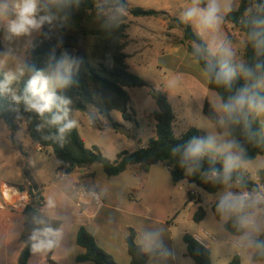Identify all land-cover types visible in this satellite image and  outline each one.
<instances>
[{
	"label": "trees",
	"instance_id": "16d2710c",
	"mask_svg": "<svg viewBox=\"0 0 264 264\" xmlns=\"http://www.w3.org/2000/svg\"><path fill=\"white\" fill-rule=\"evenodd\" d=\"M125 7V0H38L37 18L48 16L51 21H45L38 35L30 41L26 59L19 70L12 74L15 79L11 83L6 85L8 74L0 71V121L10 132L15 131L22 122L28 137L41 147L50 148L65 173L97 163L107 177H112L124 172L129 165H136L141 172H147L151 165L161 163L168 168L173 184L185 181L209 194L231 184L235 186L234 194L239 198L217 200L210 209L216 219L228 214L222 227L229 234H243L244 226L240 220L255 209L264 207L255 198L260 187H264V167L255 172L253 180L239 162L210 148H204L199 157L188 155L192 146L197 143L208 144L210 139L202 130L193 126L175 136L172 130L175 116L166 93L153 88L127 70L124 48L127 44L128 25L120 11ZM129 13L133 16L164 15L162 12L141 8H131ZM224 20L237 27L246 37L240 66L222 52L223 48L211 53L193 28L177 19L170 21L181 28L182 35L175 38L173 43L183 45L208 76L207 86L221 101L222 122L226 125L240 162L251 161L256 156H262L264 161V126L258 122L257 113L245 107L229 118L223 107L230 98L244 89L248 90L249 96L264 97V92L259 89L264 76V0H239L237 6L224 16ZM2 49L0 31V51ZM62 60L67 62L66 70L60 66ZM222 67L234 71L227 84L215 80V74ZM245 70H250L251 76H245ZM37 74L49 80L44 94L54 97L51 111L42 116L30 108L24 99L27 96L35 102L27 88ZM140 87L149 88V96L156 105V110L151 114L154 121L153 136L147 139L144 146L132 151H121L111 161L102 155L98 147L85 146L76 123L70 130L60 132L66 123L74 121L75 112H81L88 117L95 114L105 118L108 128L122 133L123 125L114 121L110 113L118 112L124 121L132 122L128 112L130 97L126 89ZM14 97H20V100ZM63 100L70 103L64 105ZM65 108L68 110L66 117ZM202 113L217 125V116L207 102L203 105ZM54 116L64 118L52 124L50 121ZM27 193L30 201L23 210L26 219L19 237L23 248L17 264H27L30 254L41 240L48 244L44 264H57L50 257L60 222L42 217L37 207L41 196L30 189ZM243 194L247 196L240 197ZM193 199L188 194V201ZM222 202L240 206L224 209L221 207ZM204 215L203 208L198 207L191 219L199 223ZM182 240L186 256L195 264H211L209 250L199 245L190 234L184 233ZM75 242L84 249L82 254L75 257L76 262L117 264L110 254L96 244L83 226L78 228ZM125 244L130 256L129 264H146L153 253L144 252L135 243L132 230ZM252 247L254 252L251 260L264 263V229L253 241ZM227 264H241L240 256L234 254Z\"/></svg>",
	"mask_w": 264,
	"mask_h": 264
},
{
	"label": "crops",
	"instance_id": "0c3cea01",
	"mask_svg": "<svg viewBox=\"0 0 264 264\" xmlns=\"http://www.w3.org/2000/svg\"><path fill=\"white\" fill-rule=\"evenodd\" d=\"M238 1L220 0L218 26L211 29H202L195 20L185 22L183 19L184 12L193 6L192 0H125L126 7L120 9V11L126 17L128 25L126 30L127 44L124 48V53L127 55L125 60L127 70L145 80L153 88L164 91L172 109L174 105H178L184 113H187L190 107H193L194 111L202 112L203 105L207 102L217 116L218 123L215 126L220 130L222 121L221 101L218 95L208 88V76L201 69L198 62L192 58L183 45L173 43L175 38L181 37L182 30L170 20L177 19L188 23L211 53H216L220 48L227 49L230 53L228 56L235 60L240 42L245 35L233 24L224 20V16L237 6ZM207 4L208 0H201L198 6L203 9L207 7ZM225 5H227L228 10L225 9ZM131 8L153 10L162 12L164 15L161 17L133 16L129 13ZM15 18V15L10 13L6 19L0 20L1 44L3 47L0 51L1 58L5 57L6 52L4 40L8 35L13 34L8 30V22ZM30 29L40 31V27ZM25 33L15 35L22 37ZM30 41L28 40L26 45L22 46L25 52ZM9 49L13 50L12 48ZM126 90L130 97L128 112L131 105H136L133 103L132 93L139 101L137 105L140 115L139 122L136 121L134 111L129 112L132 123L139 129L138 142H128L130 139L123 142L130 146V151H132L144 146L147 139L153 136L154 121L151 114L156 110V105L149 96L148 87L128 88ZM119 119L116 122L130 130L131 121H124L121 116ZM88 124L90 125V123ZM149 125H151L150 130ZM2 128L11 141L0 142V170L9 173L8 176L0 178L3 196L10 198L4 190V185H10L14 188L22 187L23 191H18L16 196H12L13 200L6 201L0 198V264H17L23 248L19 237L26 219L23 210L30 201L27 193L29 189L41 196V202H38L40 205L37 204L41 216L60 222L56 231L55 247L50 257L55 263L93 264L91 262L78 263L75 261V257L84 252V249L75 242L76 232L80 226H83L93 236L96 244L110 254L117 264L130 263V256L125 244V239L130 230L134 232L135 243L144 252H153L146 264H177L171 229L177 224L175 219L178 216L179 208L182 204L191 208L201 207L202 196L196 189L185 186L189 183L181 181L173 184L168 168L161 163L151 165L147 172H141L135 165L133 178L141 179V184L133 190V197L130 192L124 193V199H129V196H131L130 199L136 198V206L129 204L126 209H119L120 214H118L115 213L118 208L106 204L99 194L98 187L103 189L105 186L101 178L94 180L86 167L76 168L72 172L61 176L60 174L64 170L59 167V163L53 156L51 149L34 143L26 134L24 124H19L16 130L17 134L13 133V135L4 123ZM146 129L148 130V136L143 141L140 138V133L145 132ZM98 149L101 152V147H98ZM124 172L110 178L121 177ZM31 186L35 187L31 189ZM234 189L235 186L228 189V197L224 199L239 198L234 194ZM182 190H185L187 197L183 199L182 203L178 201L174 203L173 197L176 196V191ZM84 191L96 193L101 201L100 206H94L88 202L80 204L79 201L82 200ZM111 193L108 188L103 190V194L107 196H110ZM188 194H191L195 199L188 201ZM246 196L243 194L240 197ZM111 200L112 198L108 197L107 201ZM215 201L217 200L208 199L206 201L207 207L203 209L205 212L203 219L199 223L194 222L197 233L206 234L202 227L206 218L214 223L209 216L208 208L211 211L210 207ZM153 202L157 203L159 209H162V214H159V212L155 216L149 215L150 206L154 204ZM119 215L123 217L121 218ZM225 215L227 216L226 219H222L224 215L219 219H216L213 215V218L222 226L228 219V214ZM191 216L192 214L189 213L190 219ZM161 226L165 227L167 237L154 235L156 234L155 228L159 229ZM215 227L216 225L211 226L210 224L209 229L213 232L216 231ZM147 229L152 232L149 238L144 234L145 231H148ZM188 234L193 239L197 238L194 233ZM138 236L142 238L141 242L138 241ZM159 237L163 244L164 238L168 246L166 258L160 256L161 251L156 243ZM211 240L213 239L211 238ZM41 242L44 246L33 249L27 264H44L46 262L48 244L44 240H41ZM204 248L209 250L208 245H205ZM179 257L182 259L187 257L186 250ZM253 263L262 264L260 262Z\"/></svg>",
	"mask_w": 264,
	"mask_h": 264
},
{
	"label": "rangeland",
	"instance_id": "374dc122",
	"mask_svg": "<svg viewBox=\"0 0 264 264\" xmlns=\"http://www.w3.org/2000/svg\"><path fill=\"white\" fill-rule=\"evenodd\" d=\"M38 33L39 32L36 29H29L22 37L16 36L15 34L8 35L6 37V40H4L3 42L4 44H6V52H5V57L3 58L0 57V71H3L6 74L16 73L19 70L20 66L24 63L26 58V52L23 50L22 46H25L28 40L34 39L38 35ZM245 41H246L245 37L243 36V40H241L239 50L237 51V54L235 56V63L238 66H240L243 61V50H244L243 47L245 46ZM9 48H12L13 50L11 51ZM16 49L19 50L16 51ZM259 89L260 91L264 92V76L262 81L259 83ZM131 97L133 103L136 105H131L130 111H134L136 121L139 122L140 115L137 108L139 101L138 99L136 100V98L133 96V93L131 94ZM173 101L174 100L172 99V102ZM173 112L175 115V120L172 125V130L175 136H179L188 127L193 126L199 130H202L205 133V135L210 139V142L212 143V147L210 149L217 151L218 153L224 154L230 159L235 157L239 158V154L234 147L231 149L230 152H224L222 150L224 145L231 143L226 125L222 121H221V129L218 130L213 122H211L207 117H205L202 114V112L196 110L194 111L193 107L188 108V112L184 113L180 106L174 105ZM110 116L114 121L120 120L119 119L120 115L118 112L113 111L110 113ZM257 117H258V122L262 126H264V113L257 114ZM73 120L77 125L78 133L80 137L83 139L85 146L87 148H90L92 146L101 147L102 155L111 161L115 160L116 154L118 152L122 150H127V151L131 150L130 146L123 143L126 142L127 139H130V141L128 142H138L137 135H139V129L136 126H134L132 122H130V130L124 128L121 130L122 133L119 132L116 133L110 128H108V123L105 118H102L100 116L97 117L95 114L88 117L87 115L81 112H75ZM88 123H90V125ZM19 124H23V123L20 122ZM2 126H3V122L0 121V142H11L9 140V136L6 135L5 130L2 128ZM148 127L150 130L151 125H149ZM16 130L11 132L12 135L13 133L17 134ZM146 130L145 132L140 133V138L143 141H145L146 137L148 136L147 133L148 130L147 131ZM231 160L242 164V167L249 173L250 178L253 180H255V172L258 169L264 167V161L262 156H256L253 160L243 163H241L239 159L238 160L231 159ZM86 168L88 171H90L91 177L94 180L101 178L104 181L105 183L104 188L102 189L98 187V190L100 191L99 194L102 197V200L106 204L118 208L115 211V213L120 214L119 209H126L129 204L136 206L135 203L137 199L136 198L130 199L131 196L132 197L134 196L133 190L141 184V179L133 178L135 165H129L125 170L124 174L121 175V177H115V178L107 177L102 172V168L100 164L97 163L92 164ZM8 174H9L8 172H4L3 170H0V178L6 177L8 176ZM185 186L196 189L199 192L200 196H202L201 207L203 209L207 207L206 201L208 199L219 200V199L227 198L228 189L233 188V185L227 184L223 189L218 190L216 193L209 194L201 189H197L194 185L186 184ZM106 188L111 190L112 193L110 196L103 194V190H105ZM129 192L131 193V196H129L130 201L127 198L124 199V193H129ZM3 195L4 194L1 185L0 198L2 200L9 201L12 197L9 196L10 198H8ZM108 197L112 198V200L107 201ZM185 197H187V193L185 192V190L176 191V196L173 197V202L175 203L176 201H178L179 203H182ZM255 198L259 202H262L264 204V187H260V192L256 195ZM153 203L154 204L150 206L149 215L155 216L159 212H160L159 214H162V209L158 208L157 203L155 202ZM196 209L197 208L195 207L191 208L188 206H183L182 204V206L179 208L178 216H176L175 219L177 224L171 229V236L173 240L172 242H173L174 252L177 257L176 260L177 264H195L193 260L189 257H183V259L179 257L183 255V253H185V244L182 240V236L185 232L194 233L202 243L209 246L211 264H227L231 259V257L233 256V254L235 253H237L240 256L241 264H254L251 261V256L253 254L252 244L253 241L259 235V233L264 229V207L260 209H255L251 214L247 216L255 220L256 225L259 228V231L254 230L252 227L244 226L243 234L239 235L238 237L235 236L233 237V235L229 234L226 230H224L223 227L218 223V221L213 218V215L209 210V208H208L209 216L213 219L214 223H212L209 218H206L202 226L206 234L197 233V227L194 221L189 218V213L193 214V212H195ZM119 216H121V218L123 217L122 215ZM226 218H227L226 215L222 216V219H226ZM210 224L211 226L216 225L215 227L216 231L212 232L209 229ZM151 233L152 232L150 230L144 232V234L148 238L150 237ZM155 233L156 234L154 235L167 237V235L165 234L164 226L159 227V229L156 227ZM210 237L213 240H211ZM137 239L139 242L142 241V238H140L139 236L137 237ZM163 242L164 244L161 242L160 237L156 241L161 251L160 256L162 258H166L168 246L165 243L164 238H163Z\"/></svg>",
	"mask_w": 264,
	"mask_h": 264
},
{
	"label": "clouds",
	"instance_id": "9594fccd",
	"mask_svg": "<svg viewBox=\"0 0 264 264\" xmlns=\"http://www.w3.org/2000/svg\"><path fill=\"white\" fill-rule=\"evenodd\" d=\"M201 0H192V7H189L183 14V19L185 22L195 20L197 24L202 29H211L218 26L219 23V15L220 12V0H208V4L206 8H200L198 5ZM225 9H227V5H225ZM38 8H37V0H0V20L6 19L8 14H14L15 19L10 20L8 22V30L16 35L27 32L30 28H39L41 27L45 21L50 22L51 17L41 16L37 18ZM222 52L225 55H229L227 49H222ZM61 67L67 69V62L65 60L61 61ZM211 70L210 68L208 69ZM245 76H251L250 70H245ZM234 75V71L226 70L224 67L221 68L219 72L215 74V80L217 83H229ZM15 77L12 74L6 75L5 83H11ZM57 79L59 76L57 74ZM49 80L45 78L41 74H37L33 77L28 85L27 92H30L32 97L35 98V102L28 99L27 96L24 97L25 102L30 106V108L34 109L41 116L45 112H49L52 109L54 103V97L52 95H45L44 91L48 87ZM17 101L20 100V97H14ZM62 103L67 105L70 103L68 100H63ZM224 112L228 114L229 118L233 116V114L238 111H242L245 107L249 110L256 112L257 114L264 113V97L257 96H249L248 90L244 89L235 97L230 98L229 102L224 106ZM67 108L64 109L65 117L67 116ZM64 117L54 116L50 123L57 124ZM75 126V121H69L62 128H60V132L63 133L66 130H70ZM234 143H229L223 146L224 152H230L234 147ZM212 143L208 144H195L191 147L188 155L191 157H199L204 148H211ZM238 160V157L231 158ZM226 167V171H227ZM215 174V173H214ZM246 195V194H245ZM242 204V198H241ZM240 205H232L227 202H222L221 207L224 209H230L232 207H238ZM242 226L252 227L254 230L259 231V228L256 225V222L251 217H245L240 220ZM35 239V237H34ZM43 242L36 245L35 247H42Z\"/></svg>",
	"mask_w": 264,
	"mask_h": 264
},
{
	"label": "built area",
	"instance_id": "2783aa9c",
	"mask_svg": "<svg viewBox=\"0 0 264 264\" xmlns=\"http://www.w3.org/2000/svg\"><path fill=\"white\" fill-rule=\"evenodd\" d=\"M61 176H64L65 175V172H62L61 174H60ZM15 189V188H14ZM29 196V195H28ZM11 199H12V197H11ZM10 199V200H11ZM91 203V204H93L94 206H100V204H101V201H100V199H99V196L96 194V193H94V192H92V191H84L83 193H82V200L81 201H79V203L80 204H85V203ZM196 239V240H195ZM194 240L199 244V245H201L202 247L203 246H205V244L204 243H202L200 240H199V238H195Z\"/></svg>",
	"mask_w": 264,
	"mask_h": 264
},
{
	"label": "bare ground",
	"instance_id": "6f19581e",
	"mask_svg": "<svg viewBox=\"0 0 264 264\" xmlns=\"http://www.w3.org/2000/svg\"><path fill=\"white\" fill-rule=\"evenodd\" d=\"M4 190L7 194V196H10V197L18 194V192H16L17 190L14 189L13 187H10L9 185H4Z\"/></svg>",
	"mask_w": 264,
	"mask_h": 264
},
{
	"label": "water",
	"instance_id": "95a60500",
	"mask_svg": "<svg viewBox=\"0 0 264 264\" xmlns=\"http://www.w3.org/2000/svg\"><path fill=\"white\" fill-rule=\"evenodd\" d=\"M15 189H16L17 191H19V192H22V191H23V188H22V187H19V188L16 187ZM37 204L40 205V203H37Z\"/></svg>",
	"mask_w": 264,
	"mask_h": 264
}]
</instances>
